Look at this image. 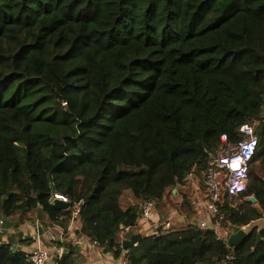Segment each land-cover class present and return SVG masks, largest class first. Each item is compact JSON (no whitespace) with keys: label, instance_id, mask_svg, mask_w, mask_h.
Segmentation results:
<instances>
[{"label":"trees","instance_id":"obj_1","mask_svg":"<svg viewBox=\"0 0 264 264\" xmlns=\"http://www.w3.org/2000/svg\"><path fill=\"white\" fill-rule=\"evenodd\" d=\"M254 122L247 188L217 203L222 233L258 217L246 195L264 211V0H0V217L15 225L40 206L41 223L65 230L75 215L127 264H264V231L228 247L193 219L118 243L143 200L193 216L189 174L203 190L207 152ZM13 236L0 264H28ZM57 244V264L71 263L70 242Z\"/></svg>","mask_w":264,"mask_h":264},{"label":"built area","instance_id":"obj_2","mask_svg":"<svg viewBox=\"0 0 264 264\" xmlns=\"http://www.w3.org/2000/svg\"><path fill=\"white\" fill-rule=\"evenodd\" d=\"M239 133L241 138L234 141H230L227 134L222 133L219 146L215 150L207 152V166L202 171L203 190L195 185V173L189 174V178L196 189V196L192 198L191 204L198 211L196 220L198 225L202 228H212L216 233V238L224 239L226 243V236L221 232L224 214L220 211L217 203L238 196L246 190L250 162L259 144V134L255 131L254 123L243 124L239 128ZM53 198L67 202V197L62 194L55 193ZM138 209V221L140 220V224L145 225L150 233H162L171 229L174 217L179 214L175 210H170L165 217H162L157 208V203L152 200L139 202ZM74 213L76 214V211ZM3 232L4 229L0 226V234ZM36 240L39 241L38 236ZM227 246L230 247L228 243ZM55 252L56 254L52 255L37 245L26 253L25 258L28 264H57L53 256L59 258L63 248H56ZM233 258L234 256L229 254L217 264H231L230 261ZM121 264H127L125 257H123Z\"/></svg>","mask_w":264,"mask_h":264},{"label":"crops","instance_id":"obj_3","mask_svg":"<svg viewBox=\"0 0 264 264\" xmlns=\"http://www.w3.org/2000/svg\"><path fill=\"white\" fill-rule=\"evenodd\" d=\"M178 213L179 214L175 216L172 221V227H177L179 225L177 222H186L183 220H179V217H181L182 215L187 217V221L192 219L193 217L186 216L181 211H179ZM166 214L167 212L160 213L162 217H165ZM35 217L33 219H30L29 221L18 223L17 225H15V223L11 222L7 218L0 217V226L3 227V229L6 231L5 235H0V241H7V235H15L13 236V244L19 245L21 247L20 249L29 252L32 248L39 245L41 248H44L52 253V255H55L53 253L55 252L56 248H64L62 245H58L57 243L62 241L70 242V244L74 248V254L72 256V262L69 264H121L124 253L115 255L112 252H104L103 247L91 242L84 235L80 234L78 231V222L74 219L75 215L65 230H62L56 224L46 225L44 223H41V221H35L33 223L32 220H35ZM45 217L46 215L44 213V219ZM15 220L18 221L19 217H16ZM125 231L119 233L118 240L124 238L123 234L125 233ZM132 231L133 233L150 234L146 226L140 224V220L134 226ZM20 233H22V238H19L18 236ZM26 236H32L34 238L33 242L29 246L21 244V239ZM37 236L39 237V241L36 240ZM63 251H66V249L64 248Z\"/></svg>","mask_w":264,"mask_h":264},{"label":"water","instance_id":"obj_4","mask_svg":"<svg viewBox=\"0 0 264 264\" xmlns=\"http://www.w3.org/2000/svg\"><path fill=\"white\" fill-rule=\"evenodd\" d=\"M50 188L53 190L52 184L50 183ZM175 191V189H174ZM244 200L253 204L256 212L258 213V217L250 220L248 223L243 225H231L230 230L226 235V241L230 246H236L249 232L253 229L256 230V242L255 247L261 242L260 232L264 231V211L259 206L255 195L252 193L250 195H246ZM52 204L59 207V208H67L69 206L68 202L62 201L61 199L51 198ZM44 219V213L41 207H37L36 217L35 220H32L34 223L35 221H42ZM179 220L187 221V217L182 215L179 217ZM123 239L118 240V243L121 245L123 250L128 249L129 247L135 245L141 238L140 233H133L132 230L127 229L123 234ZM19 245H14V249H20ZM53 254H56L54 252Z\"/></svg>","mask_w":264,"mask_h":264},{"label":"rangeland","instance_id":"obj_5","mask_svg":"<svg viewBox=\"0 0 264 264\" xmlns=\"http://www.w3.org/2000/svg\"><path fill=\"white\" fill-rule=\"evenodd\" d=\"M254 124H255V122H254ZM195 195H196V193H195ZM127 202H128V193H124V194L122 195V197H121V204H122L123 206H126ZM230 202H231L233 205H236V203L239 202V199H238L237 197H234V198L230 199ZM175 206H176V208H179V206H180V202H175ZM158 210H159V213H162V212H160L161 210H160L159 208H158ZM197 215H198V211L195 212V213L193 214L192 219H193V220H196ZM223 228H224V227H223ZM228 231H229V229H228L227 227L224 228V230H223V234L226 236L227 233H228Z\"/></svg>","mask_w":264,"mask_h":264}]
</instances>
